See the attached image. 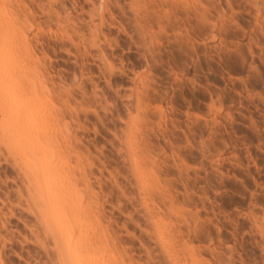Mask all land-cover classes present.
<instances>
[{
    "label": "rangeland",
    "instance_id": "obj_1",
    "mask_svg": "<svg viewBox=\"0 0 264 264\" xmlns=\"http://www.w3.org/2000/svg\"><path fill=\"white\" fill-rule=\"evenodd\" d=\"M6 19L47 75L0 83V264H71V231L81 264H264V0H0Z\"/></svg>",
    "mask_w": 264,
    "mask_h": 264
},
{
    "label": "bare ground",
    "instance_id": "obj_2",
    "mask_svg": "<svg viewBox=\"0 0 264 264\" xmlns=\"http://www.w3.org/2000/svg\"><path fill=\"white\" fill-rule=\"evenodd\" d=\"M10 22H12V20H7V21H1L0 20V83L5 82V81L12 82V81H17V80H23V81H29V82L36 81L39 78L43 77L42 74H45V73H43L44 70L40 72V71L37 70L38 68L36 66H34V65L32 66V64H36V62L33 60L35 63L34 62L32 63V58L30 57V54L29 55L27 54V51L29 49L26 48L27 47L26 45H28V44H26V39H27L26 35H24L23 32H20V30L22 31V29H20V27H19V30H15V28H14V30H13V28L11 29L10 28L11 27V23ZM13 22H15V21H13ZM14 24L12 23V25H14ZM17 27H16V29H17ZM26 49H27V51H26ZM45 75H47V74H45ZM54 176H55L54 174H53V177H48V175H45L44 178L42 177L43 178V182L40 181L39 185L42 186L43 184H46L48 182L51 183L50 180H53V179L56 180L57 179V176H55V177ZM58 179H60V178L58 177ZM61 182L62 181H60V183ZM45 186H47V185H45ZM45 186H44V188H45ZM62 186H63V184H62ZM62 186H61V188H62ZM54 188H53V190H54ZM57 190H58V193L56 192ZM57 190L55 192L52 191L53 193L50 190L47 191V192H51L52 193V194L49 193L51 195V197L53 196L52 198H56V196L57 197L58 196H63V197L65 196V198L69 197V196H72L71 193H69V189H66L67 192H68L67 194L63 193V191L61 189H59V188ZM44 192H46V190ZM73 197H75V196H73ZM66 200L69 201V199H66ZM66 200H64V201L68 202ZM48 205L51 206L50 204H48ZM49 206H48V210H49ZM53 208H54V205L52 206V209ZM55 210H57V209H55ZM50 211H48V212L50 213ZM52 211H53V213H52ZM52 211H51L52 215L57 212V211H55V213H54V210H52ZM69 211L70 210L63 209L60 212V210H58V213L60 212L61 214L60 213L59 214L56 213V215H54L55 216V219L53 218L54 223L55 222H59V220H63L64 222L67 220L66 222H68L69 215L71 214V213L69 214ZM76 216L77 215H75V217H72V214H71L72 220L74 222L78 223V221H80V220H79V217H76ZM63 221H62V223H63ZM71 224H73V223H71ZM71 224H70V226H71ZM68 225H69V222H68ZM65 233H67V232H65ZM79 233H81V232H79ZM74 235H75V233L71 231V233H68L66 236H64L65 237V239H64V246L65 247L64 248H65L67 254L70 257L71 264H81L78 261H76V258H79L78 257L79 254H82L81 252H79L80 247H78V242H77V240L79 238H81V237H79L78 239H75Z\"/></svg>",
    "mask_w": 264,
    "mask_h": 264
}]
</instances>
